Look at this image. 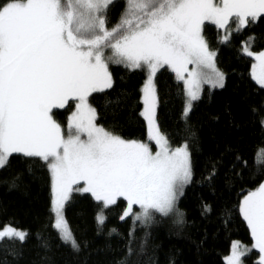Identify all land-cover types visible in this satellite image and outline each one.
I'll return each mask as SVG.
<instances>
[{"label":"snow or ice","instance_id":"obj_1","mask_svg":"<svg viewBox=\"0 0 264 264\" xmlns=\"http://www.w3.org/2000/svg\"><path fill=\"white\" fill-rule=\"evenodd\" d=\"M112 3L0 2V169L13 154L47 162L53 181L54 227L61 240L77 251L80 245L62 214L72 191L90 192L105 208L123 197L128 207L121 219L132 215L134 221L147 222L152 212L168 215L174 210L191 182V163L187 145L172 149L159 130L153 77L165 65L180 79L187 72V115L191 101L198 98L200 83L223 86L215 52L202 35L204 23L225 28L235 18L239 31L264 16V0H125L119 22L109 29L107 12ZM229 38L227 33L223 39ZM244 50L254 55L248 43ZM255 59L261 72L258 77L254 72V78L264 86V52L255 54ZM113 63L148 70L141 115L147 121L149 140L157 146L154 154L148 143L124 140L95 123L96 109L88 98L113 86L109 72ZM188 65L194 67L189 70ZM71 100L78 103L65 135L53 110ZM257 163H264V149L257 153ZM80 181L86 186L74 189ZM133 205L141 211L134 213ZM240 213L250 229L253 247L261 253L258 264H264V184L244 197ZM104 219L102 214L97 216L100 224ZM28 236L11 225L0 229V240L23 243ZM247 251L234 242L226 264H242Z\"/></svg>","mask_w":264,"mask_h":264},{"label":"trees","instance_id":"obj_2","mask_svg":"<svg viewBox=\"0 0 264 264\" xmlns=\"http://www.w3.org/2000/svg\"><path fill=\"white\" fill-rule=\"evenodd\" d=\"M124 5L125 0H116L109 6L108 28L117 24ZM202 35L215 52L222 87L204 86L185 116L182 84L165 67L154 78L159 130L172 149L187 145L191 163V182L174 210L168 215L152 212L147 222L134 221L132 215L121 219L126 200L103 208L91 193L72 191L64 216L80 245L74 250L53 224L47 163L13 154L0 169V228L11 225L29 236L23 243L0 240V264H224L233 242L251 247L243 264H258L261 254L253 247L240 201L264 183V163H257V153L264 149V88L253 81V59L243 47L248 43L253 53L264 49V16L231 32L226 41L211 23H204ZM109 72L113 86L88 98L96 109L95 123L124 140L146 142L141 115L145 70L113 63ZM72 108L69 102L53 111L60 125ZM82 187L80 182L73 185ZM101 211L103 224L97 221ZM132 211L140 212L136 207Z\"/></svg>","mask_w":264,"mask_h":264},{"label":"rangeland","instance_id":"obj_3","mask_svg":"<svg viewBox=\"0 0 264 264\" xmlns=\"http://www.w3.org/2000/svg\"><path fill=\"white\" fill-rule=\"evenodd\" d=\"M116 0H113V2H115ZM124 10H125V5H124V9H123V12H124ZM120 20V19H119ZM256 21V20H255ZM119 22V21H118ZM117 22V23H118ZM205 23H211V24H213V25H215L216 27H218L216 24H214V23H212V22H210V21H206ZM116 25V24H115ZM114 25V26H115ZM113 26V27H114ZM245 27V26H244ZM108 28V27H107ZM221 31H222V33L224 34V36H225V34H227V33H231V32H235L236 31V28H237V23H236V20H235V18H230V22H229V24L225 27V28H220V27H218ZM109 29H111V28H109ZM245 46V45H244ZM251 51V50H250ZM243 52H244V54H246L245 53V50H244V47H243ZM252 52V51H251ZM261 52H264V49L262 50V51H260V52H258V53H253L254 55H252V56H249V55H247V56H249L250 58H252L253 59V63H252V67H251V77H252V79H253V81L258 85V86H260V87H262V88H264V86H261V84H259L258 82H257V79H255L254 78V72H255V75L258 77L259 75H260V72H261V69H260V66H259V61L258 60H256L255 59V54H259V53H261ZM110 54V53H109ZM214 63H215V61H214ZM121 65H123V64H121ZM255 66V67H254ZM163 67H165V68H167L173 75H174V78L176 79V81H178V82H180L181 84H182V86H183V88H184V91H185V96H186V103H185V107H184V115H185V109H186V107L188 106V102H189V100H190V97H189V95H188V93H187V87H186V85H185V82H184V80L185 79H187L188 78V75H187V72H185L184 73V79H180V78H178L177 77V75H176V73L173 71V70H171L167 65H165V66H163ZM163 67H161V68H163ZM194 67V65H188V68H189V70H191L192 68ZM215 67H216V69H218L217 68V66H216V64H215ZM141 68H143L144 70H145V72H146V78H145V80H144V83H143V85H142V88H141V101H142V111L144 110V103H143V96H144V93H143V89H144V87H145V84H146V81H147V79H148V70H147V68L146 67H141ZM160 68V69H161ZM159 69V70H160ZM158 70V71H159ZM157 71V72H158ZM206 71H210V70H206ZM156 72V73H157ZM220 72V71H219ZM221 73V72H220ZM154 78H155V76L153 77V84H154ZM204 86H207V87H209V88H219V87H221V86H219V85H216V86H214L212 83H200V85H199V91H198V98L201 96V93H202V89H203V87ZM155 87V86H154ZM106 90V89H105ZM197 98V99H198ZM196 99V100H197ZM196 100H194V101H196ZM194 101H191V107H190V110H191V108H192V105H193V102ZM69 102H73V108H72V110H71V112L69 113V114H67V117H66V121H65V123H64V125H61V127H62V129H63V131H64V134L65 135H67V132H68V124H69V117L72 115V113L73 112H75L76 111V104L78 103V101H75V100H71V101H69ZM88 103H89V100H88ZM90 104V103H89ZM91 105V104H90ZM156 109H157V102H156ZM55 110V109H54ZM53 110V111H54ZM189 110V111H190ZM141 111V112H142ZM189 111H188V113H189ZM186 116V115H185ZM53 118H54V116H53ZM144 118V117H143ZM55 119V118H54ZM56 120V119H55ZM155 120H156V114H155ZM146 121V120H145ZM56 122L57 123H59L57 120H56ZM157 123V122H156ZM263 124H264V121H263ZM146 126H147V140H146V142H144V143H148L149 144V147H150V149L152 150V152H153V154L157 151V146H156V144H155V142H153V141H150L149 140V138H148V125H147V121H146ZM47 163V162H46ZM47 166H48V164H47ZM50 176H51V212H52V215H53V224H55V221H56V216H55V213L52 211V200H53V181H52V175H51V172H50ZM80 183H82L83 184V187L82 188H84L86 185H85V183H84V181H80ZM264 184V183H263ZM81 188V189H82ZM83 192V191H82ZM88 193H90V192H88ZM71 194V192L69 193V195ZM247 196V195H246ZM119 198H122V199H124L123 197H118L117 198V200L119 199ZM244 199V198H243ZM243 199H241V201L243 200ZM125 200V199H124ZM241 201H240V204H241ZM67 201H65V203H66ZM127 202V201H126ZM101 203H102V206H103V208H105L104 207V205H103V202L101 201ZM64 206H65V204H64ZM111 206V205H110ZM133 207H136V208H138L139 210H140V208H139V206L138 205H133L132 206V208ZM141 211V210H140ZM62 214H63V217H64V220L66 221V219H65V216H64V207H63V209H62ZM103 215L104 216V214H103V211H101L98 215ZM242 216V215H241ZM126 218V217H125ZM124 218V219H125ZM242 218H243V216H242ZM244 219V218H243ZM245 221V220H244ZM246 222V221H245ZM67 223V222H66ZM246 224H247V222H246ZM68 226V225H67ZM247 226H248V224H247ZM4 228V227H3ZM3 228H0V229H3ZM249 228V227H248ZM56 229V228H55ZM68 229H69V227H68ZM57 230V229H56ZM70 230V229H69ZM250 230V229H249ZM58 231V230H57ZM71 232V231H70ZM58 233H59V235H60V237H61V234H60V232L58 231ZM251 233V232H250ZM253 239V238H252ZM18 240V239H17ZM234 243V242H233ZM233 243H232V245H233ZM69 245H71V244H69ZM241 246H243V248L244 249H250L251 250V247H247V246H244V245H242V244H240ZM231 252H232V246H231V250H230V253L227 255V256H225L224 257V259H223V261H224V264H226V260H227V258L231 255ZM250 251H247V254L249 253ZM246 254V255H247ZM261 254V253H260ZM245 256V255H244ZM243 256V257H244ZM243 257H241V260L243 259ZM260 259H261V256H260ZM242 264H243V262H242Z\"/></svg>","mask_w":264,"mask_h":264}]
</instances>
